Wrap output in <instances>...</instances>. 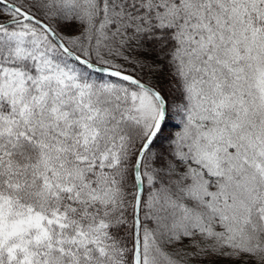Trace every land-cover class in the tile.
I'll return each instance as SVG.
<instances>
[{
  "label": "snow or ice",
  "instance_id": "obj_1",
  "mask_svg": "<svg viewBox=\"0 0 264 264\" xmlns=\"http://www.w3.org/2000/svg\"><path fill=\"white\" fill-rule=\"evenodd\" d=\"M0 264H264V0H0Z\"/></svg>",
  "mask_w": 264,
  "mask_h": 264
}]
</instances>
